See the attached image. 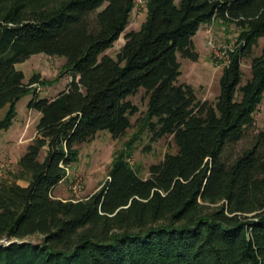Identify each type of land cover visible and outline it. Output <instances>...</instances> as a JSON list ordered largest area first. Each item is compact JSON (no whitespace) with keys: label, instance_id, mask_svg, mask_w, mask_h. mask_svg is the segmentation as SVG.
<instances>
[{"label":"trees","instance_id":"1","mask_svg":"<svg viewBox=\"0 0 264 264\" xmlns=\"http://www.w3.org/2000/svg\"><path fill=\"white\" fill-rule=\"evenodd\" d=\"M138 0H0V130L33 90L17 64L37 53L67 59L73 72L55 97L35 94L36 135L17 171L0 179V264H264V0H144L147 17L106 51L129 24ZM220 20L239 29L214 101L180 83V56L197 61L200 27ZM252 57L244 81L243 58ZM137 120L153 142L172 136L177 152L143 177L125 151L109 180L80 199L54 195L100 131L119 138ZM137 136V133L136 135ZM25 180L26 185L19 181ZM38 236L37 240L32 237Z\"/></svg>","mask_w":264,"mask_h":264},{"label":"rangeland","instance_id":"2","mask_svg":"<svg viewBox=\"0 0 264 264\" xmlns=\"http://www.w3.org/2000/svg\"><path fill=\"white\" fill-rule=\"evenodd\" d=\"M178 3L180 0H176ZM147 17V6L144 0H138L134 7L129 24L120 38L109 48L106 53L116 56L121 46L125 43V34L128 31L139 29ZM212 27L216 45L222 51L217 53L208 43L207 28ZM240 29L235 24H225L215 20L201 26L195 36L200 58L195 61L180 56L182 74L180 83H191L198 98L214 101L220 93V79L224 67L229 63L232 52L238 47L237 37ZM264 37L255 47L254 55L262 52ZM225 51V52H223ZM67 59L60 55L37 53L24 62L17 64L26 75V82L38 75L39 81L33 84V90L24 95L16 103L17 115L8 129L0 130V179L7 177L9 171H17L18 158L22 156L28 145L36 135L40 112L29 107V102L35 94L40 97H55L59 92L69 87L73 72L66 71ZM242 69L244 81L252 74V57L243 58ZM130 99L139 106V112L132 116L133 126L127 133L119 138L113 137L109 130L100 131L92 140L79 146V159L67 170V177L55 190L54 195L68 199L84 198L98 191L108 180L114 157L121 151L127 153L128 161L143 177H148L150 166L158 163L168 152L175 153L178 148L172 136H166L153 142L147 131H140L137 120L144 117L147 111L148 99L145 89L142 88ZM7 112V107L0 110V119ZM256 127L264 128V97L259 109L255 113ZM137 133V136H135ZM82 187L73 188L77 181ZM26 184L25 180H20ZM39 237H32L37 240Z\"/></svg>","mask_w":264,"mask_h":264},{"label":"built area","instance_id":"3","mask_svg":"<svg viewBox=\"0 0 264 264\" xmlns=\"http://www.w3.org/2000/svg\"><path fill=\"white\" fill-rule=\"evenodd\" d=\"M207 37H208V41H207V43L217 52V53H220L221 51H222V49L218 46V45H216V43H215V40H214V35H213V29H212V27H208L207 28ZM223 52H225V51H223ZM230 62V61H229ZM82 187V184H81V181L79 180V181H77L74 185H73V188L75 189V190H78V189H80Z\"/></svg>","mask_w":264,"mask_h":264},{"label":"water","instance_id":"4","mask_svg":"<svg viewBox=\"0 0 264 264\" xmlns=\"http://www.w3.org/2000/svg\"><path fill=\"white\" fill-rule=\"evenodd\" d=\"M16 241H18V240H17V239H15V240L3 239V240L0 241V246H1L2 244H6V245H8V244H11V243L16 242Z\"/></svg>","mask_w":264,"mask_h":264},{"label":"crops","instance_id":"5","mask_svg":"<svg viewBox=\"0 0 264 264\" xmlns=\"http://www.w3.org/2000/svg\"><path fill=\"white\" fill-rule=\"evenodd\" d=\"M206 25H207V24L202 25V26L205 27ZM194 39H195V38H194ZM195 42H196V40H195ZM196 45H197V44H196ZM20 157H21V156H19L18 161H19ZM19 182H20V181H19ZM20 183H21V182H20ZM61 183H62V182H60L59 184H61ZM21 184H23V183H21ZM59 184H58V185H59ZM23 185H26V184H23ZM58 185H57V186H58ZM56 188H57V187H56ZM56 188H55V190H56ZM55 190H54V193H55ZM55 197H57V198H61V199H64V200H65V199H68V198H64L63 196H60V195H55Z\"/></svg>","mask_w":264,"mask_h":264}]
</instances>
